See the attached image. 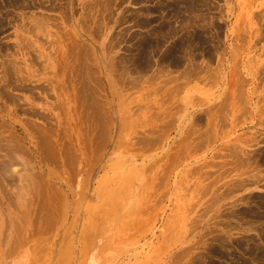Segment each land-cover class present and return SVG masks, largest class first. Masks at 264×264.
I'll return each instance as SVG.
<instances>
[{
  "label": "rangeland",
  "instance_id": "obj_1",
  "mask_svg": "<svg viewBox=\"0 0 264 264\" xmlns=\"http://www.w3.org/2000/svg\"><path fill=\"white\" fill-rule=\"evenodd\" d=\"M263 159L264 0H0V264H263Z\"/></svg>",
  "mask_w": 264,
  "mask_h": 264
},
{
  "label": "bare ground",
  "instance_id": "obj_2",
  "mask_svg": "<svg viewBox=\"0 0 264 264\" xmlns=\"http://www.w3.org/2000/svg\"><path fill=\"white\" fill-rule=\"evenodd\" d=\"M186 1H187V0H186ZM177 2H178V1H177ZM174 3H175V2H174ZM187 3H188V2H187ZM182 5H183V4H182ZM166 8H167V7H166ZM183 8H184V7H183ZM166 10H167V9H166ZM189 10H190V9H189ZM204 10H205V9H204ZM154 11H155V10H154ZM190 11H191V10H190ZM188 15H189V14H188ZM202 15H203V14H202ZM167 16H168V15H167ZM169 16H170V15H169ZM197 18H200V17H197ZM189 19H190V17H189ZM194 19H195V18H194ZM205 19H206V18H205ZM205 19H204V20H205ZM164 20H165V19H164ZM192 20H193V19H192ZM188 21H189V20H188ZM167 23H168V22H167ZM40 24H41V23H40ZM165 24H166V23H165ZM187 24H188V23H187ZM190 24H191V23H190ZM191 25H192V24H191ZM169 27H170V26H169ZM161 28H162V27H161ZM165 28H166V27H165ZM171 28H173V27H171ZM164 30H165V29H164ZM188 32H189V31H188ZM154 33H155V32H154ZM159 33H160V32H159ZM191 33H192V32H191ZM164 34H165V33H164ZM188 34H189V33H188ZM159 36H160V35H159ZM183 37H184V36H183ZM185 38H186V37H185ZM185 38H182V39L185 41ZM155 39H156V38H155ZM159 39H160V38H159ZM180 39H181V38H180ZM189 39H190V38H189ZM154 41H155V40H154ZM179 42H180V41H179ZM179 42H178V43H179ZM147 43L150 44V42H147ZM156 43H157V42H156ZM156 43H155V45H156ZM184 43H185V42H184ZM151 44H152V43H151ZM176 44H177V43H176ZM179 44H180V43H179ZM179 44H177V45H178V46H180V45L182 46V44H180V45H179ZM188 44H189V43H188ZM192 45H193V44H192ZM157 46H158V45H157ZM173 46H174V45H173ZM187 46H188V45H187ZM155 47H156V46H155ZM174 47H175V46H174ZM205 47H206V46H205ZM156 49H157V48H156ZM160 49H161V48H160ZM178 49H179V48H178ZM180 49H181V48H180ZM200 49H202V48H200ZM203 49H204V48H203ZM171 50H174V49H171ZM183 50H184V49H183ZM183 50H177V51H183ZM194 50H195V49H194ZM194 50H192V51H194ZM174 51H176V50H174ZM177 51H176V52H177ZM204 51H206V50H204ZM172 52H173V51H172ZM207 52H208V51H207ZM209 52H210V50H209ZM168 53H170V52H168ZM177 53H178V52H177ZM198 53H199V52H198ZM215 54H216V53H215ZM171 55H172V54H170V56L166 57V59L168 58V59H170V60L172 59V61H174V60H173V57H172ZM175 56H176V55H175ZM209 56H210V55H209ZM174 58H175V57H174ZM198 58H199V57H198ZM164 59H165V57H164ZM166 59H165V60H166ZM195 59H197V58H195ZM200 59H201V58H200ZM159 60H160V58H159ZM161 61H162V60H161ZM176 61H177V60H176ZM189 61H191V60H189ZM162 62H163V61H162ZM165 62H166V61H165ZM174 62H175V61H174ZM179 62H180V60H179ZM179 62H178L177 64H179ZM196 62H197V61H196ZM207 62H208V61H207ZM163 63H164V62H163ZM175 63H176V62H175ZM192 63H193V62H192ZM159 64H161V63H159ZM218 64H219V63H218ZM180 65H181V64H180ZM193 66H194V64H193ZM195 66H196V64H195ZM262 66H263V65H262ZM196 67H197V66H196ZM198 67H199V66H198ZM198 67H197V68H198ZM190 69H191V68H190ZM187 71H188V70H187ZM206 71H208V70H206ZM211 71H212V70H211ZM233 71H234V70H233ZM233 71H232V72H233ZM235 72H236V71H235ZM209 73H210V72H209ZM199 74H200V72H199ZM231 74H232V73H231ZM209 75H210V74H209ZM232 75H233V74H232ZM234 75L237 76L236 73H234ZM195 76H196V75H195ZM236 76H235V77H236ZM233 78H234V76H233ZM214 80H215V79H214ZM236 80H237V78H236ZM239 80H240V79H239ZM232 81H233V79H232ZM211 82H212V81H211ZM236 83H237V82H236ZM232 84H233V82H232ZM235 85H236V84H235ZM233 86H234V85H233ZM230 88H231V87H230ZM236 89H237V88H236ZM239 90H240V89H239ZM229 96H230V95H229ZM231 96H232V95H231ZM232 98H233V97H232ZM236 98H237V97H236ZM227 102H228V101H227ZM217 106H218V105H217ZM217 106H216V107H217ZM218 108H219V107H218ZM218 108H217V109H218ZM223 108H225V106H224ZM212 110H213V109H212ZM223 111H224V110H223ZM209 113H210V112H209ZM218 113H219V112H218ZM213 115H214V114H213ZM205 116H206V115H205ZM221 116H222V115H221ZM199 118H200V117H199ZM217 118H220V117H217ZM221 118H222V117H221ZM200 119H201V118H200ZM222 119H224V118H222ZM219 120H220V119H219ZM222 121H223V120H222ZM222 121H221V123H222ZM198 122H199V121H198ZM218 122H219V121H218ZM221 123H220V124H221ZM211 124H212V123H211ZM193 127H195V126H193ZM201 127H202V126H201ZM210 127H211V126H210ZM219 127H220V126H219ZM191 128H192V127H191ZM219 130H220V129H219ZM221 130H222V129H221ZM192 132H193V131H192ZM209 132H210V131H209ZM219 133H220V132H219ZM193 134H194V133H193ZM191 135H192V134H191ZM201 135L204 137V134L201 133ZM206 135H207V134H205V136H206ZM211 135H212V134H211ZM199 136H200V135H199ZM188 137H189V135H188ZM191 137H192V136H191ZM191 137H190V138H191ZM203 137H202V138H199V139L204 140ZM209 137H210V136H209ZM184 138H185V137H184ZM205 138H206V137H205ZM196 139H197V138H196ZM199 139H198V140H199ZM148 140H149V139H148ZM148 140H147V141H148ZM187 140H188V138H187ZM210 140H211V137H210ZM212 140H213V139H212ZM192 141H193V139H192ZM199 141H200V140H199ZM201 142H202V141H201ZM201 142H199V144H200ZM204 142H205V141H204ZM146 143H147V142H146ZM182 143H185V140H184V142H182ZM182 143L180 144V146L183 145ZM202 143H203V142H202ZM202 143H201V144H202ZM195 144H196V143H195ZM197 144H198V143H197ZM197 144H196V145H197ZM178 146H179V145H178ZM199 146H200V145H199ZM199 146H197V147H199ZM201 146H202V145H201ZM176 147H177V146H176ZM182 148H183V147H182ZM235 148H236V147H235ZM184 149H185V148H184ZM239 150H240V149H239ZM229 151H230V150H229ZM234 151H237V149H234ZM239 152L241 153V150L238 151V153H239ZM235 153H236V152H235ZM183 154H184V153H183ZM242 154H245L244 151H243ZM254 154H255V153H254ZM240 155H241V154H240ZM45 156H46V155H45ZM240 157H241V156H240ZM256 157H257V156H256ZM232 158H235V157H232ZM250 158H251V157H250ZM257 158H258V157H257ZM237 159H238V158H237ZM241 159H242V158H241ZM258 159H259V158H258ZM260 160H261V159H260ZM263 160H264V159H263ZM263 160H262V161H263ZM237 161H238V160H236V162H237ZM239 161H240V160H239ZM245 162H246V161H245ZM243 163H244V162H243ZM169 172H170V171H169ZM194 172H195V171H194ZM193 175H194V174H193ZM250 178H251V177H250ZM204 179H205V178H204ZM167 180H168V179H167ZM33 181H34V180H33ZM245 182H246V181H245ZM242 183H243V182H242ZM234 184H235V183H234ZM21 188H22V187H21ZM229 189H230V188H229ZM235 189H236V188H235ZM19 190H20V189H19ZM19 190H18V191H19ZM18 191H17V192H18ZM48 191H49V190H48ZM206 191H207V190H206ZM21 192H22V189H21ZM230 192H231V191H230ZM19 193H20V192H19ZM226 193H227V192H226ZM18 196H19V194H18ZM20 196H21V195H20ZM220 196H221V195H220ZM222 196H223V195H222ZM224 196H225V195H224ZM227 196H228V195H227ZM218 198H219V197H218ZM252 199H253V198H252ZM257 201H258V200H257ZM257 201H256V202H257ZM250 203H251V202H250ZM263 204H264V201H263ZM256 206H257V205H256ZM207 207H208V206H207ZM247 209H248V208H247ZM263 209H264V208H263ZM57 210H58V209H57ZM59 210H60V209H59ZM205 210H206V209H205ZM254 210H255V209H254ZM50 214H51V213H50ZM54 214H55V213L53 212V215H54ZM204 215H205V214H204ZM258 215H259V214H258ZM261 215H263V214L261 213ZM4 217H5V216H4ZM50 219H51V218H50ZM199 219H200V218H199ZM48 220H49V219H48ZM194 222H195V221H194ZM200 222H201V221H200ZM200 222H199V223H200ZM221 236H222V235H221ZM228 236H230V235H228ZM221 238H222V237H221ZM223 238H224V237H223ZM217 240H218V239H217ZM222 240H224V239H222ZM225 240H226V239H225ZM218 241H219V240H218ZM220 241H221V240H220ZM247 241H248V240H247ZM250 241H251V240H250ZM232 242H233V241H232ZM227 243H228V242H227ZM242 244H243V243H242ZM211 245H212V244H211ZM236 245H237V244H236ZM238 245H239V244H238ZM220 246H221V245H220ZM223 246H224V245H223ZM211 247H212V246H211ZM213 247H215V246H213ZM219 248H220V247H219ZM224 248H225V247H224ZM249 248H250V247H249ZM214 249H215V248H214ZM254 249H255V247H254ZM259 249L262 250L261 248H259ZM259 249H255V250H253V248H252V249L250 248L249 251L247 250V251H248V255L250 254L249 256H252V257L254 256L255 259H256V258L258 259L259 257L262 256V255H260V254L263 253L262 251H259ZM220 251H221V250H220ZM217 252H218V251H217ZM209 253H210V252H209ZM213 254H215V253H213ZM246 254H247V253H246ZM217 255H218V254H217ZM220 255H221V254H220ZM263 255H264V254H263ZM212 256H213V255H212ZM218 256H219V255H218ZM225 256H226V255H225ZM218 258H219V257H218ZM220 258H221V257H220ZM260 259H261V258H260ZM260 259H258V260H260ZM261 260H262V259H261ZM254 261H255V260H254ZM250 262H251V260H250ZM259 262H260V261H259ZM252 263H253V262H252ZM254 263H255V262H254ZM262 263L264 264V260L262 261ZM244 264H245V263H244ZM259 264H260V263H259Z\"/></svg>",
  "mask_w": 264,
  "mask_h": 264
}]
</instances>
